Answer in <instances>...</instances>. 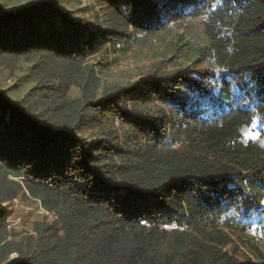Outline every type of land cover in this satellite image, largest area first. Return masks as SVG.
<instances>
[{
	"label": "trees",
	"instance_id": "obj_1",
	"mask_svg": "<svg viewBox=\"0 0 264 264\" xmlns=\"http://www.w3.org/2000/svg\"><path fill=\"white\" fill-rule=\"evenodd\" d=\"M92 1L99 18L60 0L1 8L0 71L34 63L35 86L19 100L0 90V263L264 264V0ZM193 12L207 15L217 92L209 71L189 82L186 69L95 98L86 55ZM183 79L197 102L177 97ZM155 96L174 118L151 114ZM21 192L56 220L11 241L2 203Z\"/></svg>",
	"mask_w": 264,
	"mask_h": 264
},
{
	"label": "rangeland",
	"instance_id": "obj_2",
	"mask_svg": "<svg viewBox=\"0 0 264 264\" xmlns=\"http://www.w3.org/2000/svg\"><path fill=\"white\" fill-rule=\"evenodd\" d=\"M24 1L27 0H0V14L2 6L7 5L9 7L17 2L21 3ZM60 1L62 4L60 5L65 10L70 11L71 15L84 12L86 8L94 4L95 10H93V14L99 18L100 7L92 0ZM195 12L186 15L182 19L172 20L166 26L152 30V32L137 38L134 33L136 31L131 26L127 32L130 44H124L121 41L119 45L107 43L100 49L86 55L84 66H87V64L91 65L93 75L96 77L95 85L91 84L90 86L95 98L103 96L102 94L118 87H130L136 83L137 85H142L145 80H149L152 77L172 76L178 71L186 69H189L185 73V76L189 78V82L201 78L202 73L200 72L209 71L208 79L203 77V81L213 92H217L221 82L222 68L213 57L211 42L205 32L207 15L206 13ZM107 29L112 30L110 27H107ZM32 65L35 66L34 63ZM32 65L25 63L19 65V68H13L11 72L0 71V90L6 88L14 100L27 96L31 88L35 86L33 76L28 75L27 72ZM12 74H15L14 77L11 76ZM181 82L175 86L177 97L184 96L189 102H197L196 99L198 97L194 92L190 91L186 80L183 79ZM82 90L80 86H73L67 97L79 100L82 98ZM130 97L128 98V106L131 109V114H134L135 111L132 110L133 103ZM148 108L151 109V114L155 113L159 116H163L162 110H165L169 118H174V115L178 112L172 100H162V98L157 96L149 100ZM114 120H116V125L120 128L121 136L124 140H127V137H125L128 134L127 128L120 123L118 116ZM246 131L249 135H259V130L256 126L248 127ZM94 134L95 131L87 134L89 141L92 140L91 138ZM123 139H120L119 149L126 146ZM261 140L264 144V135H262ZM16 180H18V177H16ZM2 206L5 208L6 213L8 240L11 241H20L35 235V227L42 223H53L56 220L55 215L47 211L40 200L22 192L13 200L4 201ZM17 256V253H12L9 256V260L13 261L12 263L14 264L18 261V259L14 261ZM0 264H5V262L3 261Z\"/></svg>",
	"mask_w": 264,
	"mask_h": 264
}]
</instances>
